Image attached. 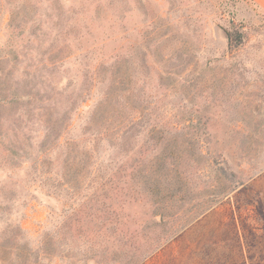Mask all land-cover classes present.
<instances>
[{
    "label": "rangeland",
    "instance_id": "obj_1",
    "mask_svg": "<svg viewBox=\"0 0 264 264\" xmlns=\"http://www.w3.org/2000/svg\"><path fill=\"white\" fill-rule=\"evenodd\" d=\"M4 91L0 264H264V0H0Z\"/></svg>",
    "mask_w": 264,
    "mask_h": 264
},
{
    "label": "trees",
    "instance_id": "obj_2",
    "mask_svg": "<svg viewBox=\"0 0 264 264\" xmlns=\"http://www.w3.org/2000/svg\"><path fill=\"white\" fill-rule=\"evenodd\" d=\"M225 34L227 37V42H228V47L231 50H235L240 48L241 46H243L244 42H245V37L243 34L242 29L237 28L236 26H232L230 28H228L227 30H225ZM32 91V90H31ZM31 91L29 92H23V93H14V94H10L8 95L5 91L4 93H6L5 95H3L0 99V146L2 147V151L5 153L10 154V152L13 151V149H18V151H23L22 146L17 145L16 142V138L18 135H20L21 133V127L19 126L20 122H16V121H8L7 118L4 119V117L2 116V110H6V108H10L11 111L17 109V107H13V104L20 105L21 101L23 100H28V102L25 103L26 105V110L23 109L22 113L25 112L26 114H34L36 112H40V110L42 109V107H38L35 106V102L38 100L37 99V95L32 93ZM49 99V98H48ZM33 102L32 104L30 102ZM21 111L18 112L19 116H21ZM17 114V113H16ZM14 114V115H16ZM47 115V112H46ZM51 116V114H50ZM109 119V118H108ZM110 120V119H109ZM135 119H132L129 123H132ZM129 126H131L132 129V124H129ZM108 128L104 129V132L108 131ZM120 129V128H119ZM117 131H120V130ZM121 133L120 132H115L113 133V135L115 136H119ZM3 159V158H1ZM9 159V158H8ZM13 158L10 157V160H12ZM4 161V160H2ZM6 161V160H5ZM248 190V188L246 189H242L240 192V194L246 192ZM248 192L245 193V195H247ZM248 197V196H247ZM246 197V198H247ZM250 199V198H248ZM238 202H240L238 200ZM248 202L252 203L253 199L251 198ZM256 204V213L257 216L259 218L260 221L264 222V202L263 200L257 196L256 200L254 201Z\"/></svg>",
    "mask_w": 264,
    "mask_h": 264
}]
</instances>
